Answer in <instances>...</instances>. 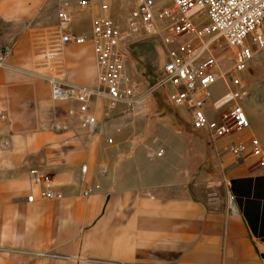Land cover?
<instances>
[{"label": "crops", "instance_id": "0c3cea01", "mask_svg": "<svg viewBox=\"0 0 264 264\" xmlns=\"http://www.w3.org/2000/svg\"><path fill=\"white\" fill-rule=\"evenodd\" d=\"M18 53L0 68V264H264V171L253 158L219 155L238 134L213 145L173 115L155 122V140L143 130L132 145L124 124L143 104L81 127L76 103L54 100L37 74L96 86L91 44ZM31 167L63 198L41 199Z\"/></svg>", "mask_w": 264, "mask_h": 264}, {"label": "built area", "instance_id": "2783aa9c", "mask_svg": "<svg viewBox=\"0 0 264 264\" xmlns=\"http://www.w3.org/2000/svg\"><path fill=\"white\" fill-rule=\"evenodd\" d=\"M98 4L103 14L91 22L88 37L63 32L61 45L90 43L98 71L97 85L74 84L62 77L38 73L50 87L54 100L71 99L70 111L81 127L97 122L98 102L108 111L119 106L133 107L140 96L125 72V55L139 39L159 41L165 48L164 58L152 89H169L172 105L188 111L194 129L204 131L215 143L236 131L248 130L250 121L243 106L249 92L241 79L258 52H264V0H130L125 29L106 13L107 0H79L78 6L89 9ZM62 25L71 22L65 9L57 13ZM233 49L228 93L219 103L212 100V87L224 77L220 70L218 42ZM7 45L0 49V68L8 66L11 54ZM228 151L236 160L253 158L264 171V149L258 139L233 142ZM161 152H157L160 155ZM86 166H82L84 173ZM28 177L38 195L45 200H60L62 192L53 188L51 175L39 167L28 169ZM97 187V186H96ZM91 189H85L88 196ZM30 193L27 202L35 201Z\"/></svg>", "mask_w": 264, "mask_h": 264}, {"label": "rangeland", "instance_id": "374dc122", "mask_svg": "<svg viewBox=\"0 0 264 264\" xmlns=\"http://www.w3.org/2000/svg\"><path fill=\"white\" fill-rule=\"evenodd\" d=\"M107 1L110 9L106 14L119 27L125 29L130 0ZM78 2L79 0H0V5H7L9 8L2 14L0 13L3 16H0V24L3 23L7 28L6 31H0V48L5 45L9 46L12 51L17 48V51L20 52L18 53L19 56L24 54L28 57L32 48L35 51L45 50L53 45L59 48L61 46L60 37L63 32L88 37L91 32L92 20L103 13L100 11L98 4L89 9H82L78 6ZM61 9H65L71 14V22L68 24L62 25L57 17V13ZM164 52L165 48L159 41L139 39L130 49L128 48V53L125 55L126 75L140 99L133 107L119 106L115 108V111L122 114L130 113L135 106L143 104L138 119L135 122H125L124 124L125 131L122 136L125 137V142H132V145L142 138L141 136L146 130H148L150 139L155 140L156 137L152 133L149 134V131L154 127L157 120H162V124L159 125L163 128L165 124L169 123L168 117L170 116L175 115L177 122L180 124H185L187 119H190L188 111L171 104L169 89H152L154 84L152 79L159 71L158 68L162 64L161 60L164 58ZM232 53V48L226 46L223 41L218 42L217 54L222 60L220 70L224 77L212 87V95L217 97V103L223 100V94L228 93L226 82H229V71L233 63ZM75 57L74 59L80 60V58ZM241 79L249 92V97L243 101V106L249 118L250 127L248 130L236 131L232 135L238 134V138L245 140L247 143L252 138H256L259 140L262 149H264V52L256 54L249 68L241 73ZM68 100L65 98L56 101ZM101 103L99 101L95 108L97 126L109 118L107 107L101 105ZM133 124H135L133 128H130L129 126ZM136 128H140L141 132ZM158 132V135H164L160 130ZM232 143H228L223 147L219 155L227 154ZM221 144L222 141L217 143L218 146ZM159 151L161 152V150Z\"/></svg>", "mask_w": 264, "mask_h": 264}]
</instances>
